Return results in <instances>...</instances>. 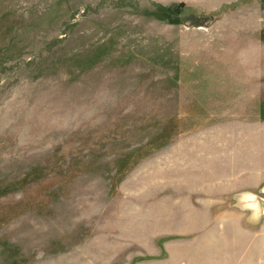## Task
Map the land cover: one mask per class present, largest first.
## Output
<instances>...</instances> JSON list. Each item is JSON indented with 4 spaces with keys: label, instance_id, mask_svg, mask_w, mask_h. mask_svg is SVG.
Returning <instances> with one entry per match:
<instances>
[{
    "label": "rangeland",
    "instance_id": "rangeland-1",
    "mask_svg": "<svg viewBox=\"0 0 264 264\" xmlns=\"http://www.w3.org/2000/svg\"><path fill=\"white\" fill-rule=\"evenodd\" d=\"M0 264H264V0H0Z\"/></svg>",
    "mask_w": 264,
    "mask_h": 264
}]
</instances>
